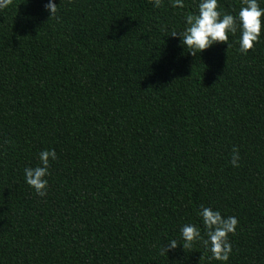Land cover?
<instances>
[{"label": "trees", "instance_id": "obj_1", "mask_svg": "<svg viewBox=\"0 0 264 264\" xmlns=\"http://www.w3.org/2000/svg\"><path fill=\"white\" fill-rule=\"evenodd\" d=\"M47 3L0 8V264H264V23L246 53L237 31L193 56L171 33L199 0ZM44 150L41 197L24 169ZM201 206L238 221L227 261Z\"/></svg>", "mask_w": 264, "mask_h": 264}, {"label": "clouds", "instance_id": "obj_2", "mask_svg": "<svg viewBox=\"0 0 264 264\" xmlns=\"http://www.w3.org/2000/svg\"><path fill=\"white\" fill-rule=\"evenodd\" d=\"M11 0H0V8L6 7ZM264 0H241V7L238 14H225L218 10V0H199L198 14H189L185 17L186 27L179 33L173 31L172 37L179 36L181 45L190 49L189 54L195 56L202 53L218 42H227L229 35L235 36L239 31V50L248 52L258 42L261 29L264 8L260 3ZM160 0H155L154 6H159ZM173 7L183 8V0H172ZM50 17L58 12V5L55 0H48L45 5ZM55 150H44L39 153V164L35 167L24 169V180L32 187L37 195L43 197L47 193L50 160H56ZM239 152L233 148L231 164L238 167ZM203 225L207 229V240L205 245H210L212 258L220 261H227L232 251L228 234H234L237 226V219L234 216L222 217L218 210L201 206L198 212ZM180 237L183 240V248L189 247L193 242L202 239L199 227L193 224H185L180 228ZM177 241L171 240L168 249H175ZM167 252V249L162 250Z\"/></svg>", "mask_w": 264, "mask_h": 264}]
</instances>
